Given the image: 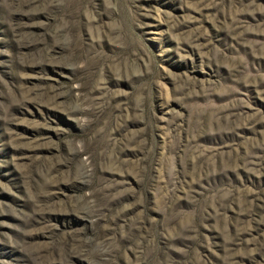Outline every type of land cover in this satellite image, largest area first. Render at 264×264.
I'll return each mask as SVG.
<instances>
[{"label": "rangeland", "instance_id": "1", "mask_svg": "<svg viewBox=\"0 0 264 264\" xmlns=\"http://www.w3.org/2000/svg\"><path fill=\"white\" fill-rule=\"evenodd\" d=\"M0 264H264V0H0Z\"/></svg>", "mask_w": 264, "mask_h": 264}]
</instances>
